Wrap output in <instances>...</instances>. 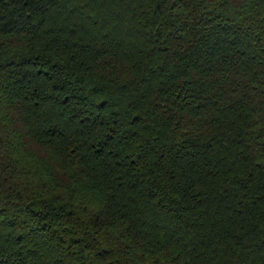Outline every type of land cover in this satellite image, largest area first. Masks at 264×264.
<instances>
[{
	"label": "trees",
	"instance_id": "trees-1",
	"mask_svg": "<svg viewBox=\"0 0 264 264\" xmlns=\"http://www.w3.org/2000/svg\"><path fill=\"white\" fill-rule=\"evenodd\" d=\"M0 264H264V0H0Z\"/></svg>",
	"mask_w": 264,
	"mask_h": 264
}]
</instances>
